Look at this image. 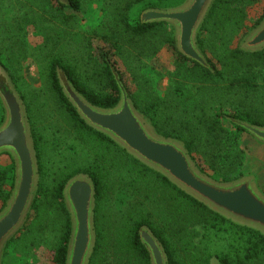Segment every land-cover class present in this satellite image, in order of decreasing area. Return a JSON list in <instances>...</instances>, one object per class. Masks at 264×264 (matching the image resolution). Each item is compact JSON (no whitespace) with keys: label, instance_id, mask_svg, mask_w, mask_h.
I'll return each instance as SVG.
<instances>
[{"label":"trees","instance_id":"obj_1","mask_svg":"<svg viewBox=\"0 0 264 264\" xmlns=\"http://www.w3.org/2000/svg\"><path fill=\"white\" fill-rule=\"evenodd\" d=\"M3 1L5 0H0V4ZM19 1L28 2L24 26L19 14L9 16L2 11L4 16L0 19V64L12 77L28 108L27 113L30 114L29 100L33 94L27 83L23 82V63L31 57L37 60L52 91L67 108L71 117L78 122V133L90 146L93 155L86 166H78L67 176L64 174L55 180L47 181L42 170L40 142L42 136L36 130L34 120L30 118L39 159L40 183L28 220L23 229L8 243L3 264H16V261L30 256L33 248L38 250L41 246H46L41 241L45 228L42 216L50 203L60 214L59 234L55 245L46 243L49 245L53 264H66L72 219L65 202L64 189L66 183L80 173L88 174L96 186V244L89 264H152L150 253L140 237L143 226H147L163 245L168 264H211L213 259H217L221 264H264V234L261 231L240 225L215 212L162 173L142 163L109 136L89 126L65 96L58 78V67L66 72L76 89L92 104L112 108L121 100V91L111 71L110 61L107 60L109 65H106L104 59L105 65L101 70L105 76L107 75L108 88L105 89L90 84L81 75L79 67L72 64L70 57L65 55V47L59 52H56L58 49L54 51V46L62 42L59 37L66 34L68 36L70 33L71 15L64 9L69 7L74 11H80L82 0H69L70 4L58 1L56 8L51 4L52 0H46L43 10L37 8V0ZM173 1L132 0L127 2L125 9L143 3L144 11ZM258 2L259 0L214 1L198 34L199 47L213 71L178 51L174 30L169 23H142L140 18L132 22L127 16L123 17V25L134 36L154 29L166 31V43L174 49L178 62L200 77V89L187 87L182 82L175 83L170 85V90L164 94L158 93L153 96L150 92V98L146 99L142 106L138 95L131 92L124 83L134 105L151 121L156 131L165 137L181 141L194 160H197L198 155L201 156L203 161L198 165L199 168L221 182L244 177L246 157L238 137V132L246 130L234 123L235 131L227 129L223 123L226 115L221 113V110H230L229 115L232 118L264 126L263 119L255 117L249 111L250 106L247 102L240 100L247 99L251 91L264 93V49L249 52L242 49L240 44L264 19L263 13L255 20L253 26L248 27L246 24L248 8ZM30 24L38 26L44 35L43 47L52 45L49 51H52V55L47 61L43 56L34 54H37L42 46L33 48L27 39ZM26 27L25 34H21ZM237 38H240V43L239 39L236 41ZM235 42L238 43L236 46ZM115 45L120 47L118 40L115 41ZM208 51L213 55L215 62L208 57ZM119 73L123 80L122 73ZM207 84L210 87H206ZM4 118L0 117V125ZM114 168L117 169L123 184L130 187L123 189L125 196L123 201L127 202L128 199L134 198L128 193L130 189L138 194L146 188L147 199L154 197L152 200L154 210L137 209L138 213L132 211L118 224L110 226L102 218V212L105 200L115 189V186H111L107 181ZM207 168L211 173L206 171ZM14 182L15 164L12 160L10 165L0 167V211L11 195ZM197 225L201 226L202 233L194 228Z\"/></svg>","mask_w":264,"mask_h":264},{"label":"water","instance_id":"obj_2","mask_svg":"<svg viewBox=\"0 0 264 264\" xmlns=\"http://www.w3.org/2000/svg\"><path fill=\"white\" fill-rule=\"evenodd\" d=\"M60 1L70 4L69 0ZM214 1L185 0L173 8H148L142 11L140 21L169 23L174 30L178 51L213 71L199 47L198 34ZM240 44L249 52L264 49V19ZM109 63L121 91L120 102L112 108L92 104L58 67L62 90L80 117L215 212L264 234V192L255 178L244 176L221 182L204 173L181 141L159 134L151 121L136 108L120 73ZM0 101L5 111L0 125V154H10L15 164L14 187L0 211V264H3L8 243L23 229L32 211L40 183V166L26 105L12 77L1 64ZM227 119L264 143V126L232 117ZM64 197L72 219L66 264H89L96 244V186L93 179L85 173L72 177L65 185ZM140 237L150 253L152 264H168L163 245L147 226L141 228ZM211 264L221 263L213 259Z\"/></svg>","mask_w":264,"mask_h":264},{"label":"rangeland","instance_id":"obj_3","mask_svg":"<svg viewBox=\"0 0 264 264\" xmlns=\"http://www.w3.org/2000/svg\"><path fill=\"white\" fill-rule=\"evenodd\" d=\"M58 1L61 2L60 0H52L51 4L54 5V8L58 6ZM130 1L132 0H82L80 11L66 7L65 12L71 15L69 20L70 33L68 36L66 34L59 37L62 40L61 47L60 45L54 46V51L58 49L56 52H59L62 47H65V55L70 57V61H73L72 64L74 63L79 67L81 75L90 84L105 89L108 88L107 75L105 76L101 70L105 64L109 65L107 60L110 61L117 71L122 73L123 83H126L131 92L138 95L141 106L145 104L146 99L150 98L151 93L153 96L158 93L164 94L170 90V85L175 83L182 82L187 87L200 89V77L196 76L195 72H191L188 67L186 68L184 64L178 62L174 49L166 43V31L154 29L139 36L129 33V30L123 25V17L127 16L128 19L135 22L140 18L144 6L143 3H139L125 9L127 2ZM174 1L165 2L158 8L177 7L185 0ZM148 2H152V0H148ZM27 3V1L19 0L3 1L0 4V19L4 16L2 11L9 16L14 13L19 14L20 21L23 22L22 25L24 26ZM45 3H47L46 0H37V8L43 10L42 7ZM263 13L264 0H259L257 4L248 8L247 26H253L255 20ZM59 17L62 16L59 15ZM56 25L58 26V24ZM25 30L27 27L21 34H25ZM28 31L27 39L31 47L39 48L42 46L39 52L34 54L43 56L47 61V58L52 55V51L49 52L52 45L43 47L45 37L35 24H30ZM132 37L133 39H131ZM116 40H118L120 47L115 45ZM236 41L240 43L241 40L237 38ZM237 44L235 42L234 46ZM207 54L212 61H216L210 51ZM23 77V82L27 83L28 89H31L33 94V97L30 96L32 103L31 99H28L31 107L30 114L27 113L28 119L29 122L30 118L34 120L36 130L42 136L40 140L42 170L47 177L44 178L47 181L55 180L64 174L67 176L78 166H86L92 159L93 151L78 133V122L71 117L67 108L52 91L51 85L42 74V68L37 60H33L31 57L23 63ZM205 86L210 87L208 84ZM198 91L203 94L201 90ZM249 94L248 100L239 97L240 100L246 101L247 105L250 106L249 111L264 121V93L251 91ZM0 103V117H5L2 102L0 101ZM26 109H28L27 106ZM221 113L226 115L223 118L224 126L235 131L234 124L227 119L230 117V110H221ZM166 127L170 129L169 126ZM238 137L246 155L243 167L244 176H253L264 192V143L258 141L247 131L238 132ZM196 158L197 165L202 164L201 156L198 155ZM12 160L10 154H0V167L10 165ZM206 171L211 173L208 168ZM112 173L107 181L111 186L114 185L115 189L110 192L105 200L102 212V218L107 225L118 224L132 211L138 213L137 209L154 210V203L152 202L154 197L147 199L146 188L139 191L138 194L130 189L128 193L134 198L130 197L133 199H128L127 202L123 201L125 199L123 189L130 187L123 184L117 169L114 168ZM51 174L53 176H50ZM51 206L50 203L42 216L45 228H43L44 237L41 241L46 246H41L38 250L33 248L30 256L27 255L26 259L19 261L15 260L16 264H53L51 251L46 242L51 246L56 244L60 214ZM194 228L202 233L201 226L197 225Z\"/></svg>","mask_w":264,"mask_h":264}]
</instances>
